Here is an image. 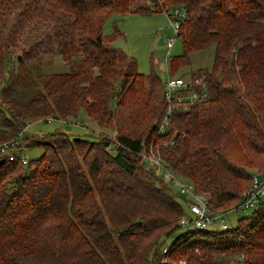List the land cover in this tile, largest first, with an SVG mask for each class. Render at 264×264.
<instances>
[{
	"label": "trees",
	"instance_id": "1",
	"mask_svg": "<svg viewBox=\"0 0 264 264\" xmlns=\"http://www.w3.org/2000/svg\"><path fill=\"white\" fill-rule=\"evenodd\" d=\"M178 5L184 51L170 73L212 47V66L197 70L209 97L175 111L159 136L163 83L102 26ZM47 54L68 69L34 70ZM80 109L113 135L55 130L25 145L27 125ZM19 136L43 151L26 165L0 160V264H264V203L228 230L175 235L186 197L138 154L159 153L212 212L238 203L264 161V0H0V143Z\"/></svg>",
	"mask_w": 264,
	"mask_h": 264
},
{
	"label": "rangeland",
	"instance_id": "2",
	"mask_svg": "<svg viewBox=\"0 0 264 264\" xmlns=\"http://www.w3.org/2000/svg\"><path fill=\"white\" fill-rule=\"evenodd\" d=\"M161 12V13H159ZM167 20L163 11H159L158 8L154 9L152 13L140 14V13H119L112 14L105 18L102 26L103 35L107 37H113L111 45L114 48L121 49L128 56L133 57L138 65V71L144 74H149L150 71H154L158 78L163 83L164 78V65L161 58L166 52L165 42L163 41L160 33L163 30H167ZM164 27L163 30L159 29ZM115 34V35H114ZM182 39L179 37L175 40L173 47L171 48V54L173 57H179L182 55ZM189 61L187 64L182 63L178 67V71L175 74H190L198 73L197 70H208L212 66L213 48L194 50L188 54ZM34 70L41 72H62L68 69L65 61L59 56L46 55L36 60L33 63ZM55 130L65 131L69 136H82L89 140H97L99 137L113 135L112 129L104 126L97 125L94 121H91L85 111L80 109V114L77 119L67 118L65 120L50 119L48 122L36 120L33 123L26 126L25 131V145L31 144V140L40 139L45 140L49 136V132ZM43 148L41 146L26 147L25 156L28 160H34L42 153ZM252 175L264 174V161L258 164V166L250 169ZM163 177V175H161ZM185 214H189L187 206L182 204ZM254 212V209L248 208L246 211H242L238 214L229 213L227 217L226 225L228 229L236 227L237 221L244 217L249 216ZM241 220V219H240ZM222 231L221 226L213 224L206 229H213ZM185 232V228L180 227L175 231V235H179ZM173 237V236H172ZM172 237H169L166 244H169ZM233 258V257H232Z\"/></svg>",
	"mask_w": 264,
	"mask_h": 264
},
{
	"label": "built area",
	"instance_id": "3",
	"mask_svg": "<svg viewBox=\"0 0 264 264\" xmlns=\"http://www.w3.org/2000/svg\"><path fill=\"white\" fill-rule=\"evenodd\" d=\"M167 20V30L164 27L160 35L165 42L166 52L161 58L164 65L163 80V100L166 111L158 125L157 134L162 136L171 128L172 114L175 111H187L196 102H202L208 99L209 92L207 81L203 74H171L169 61L172 58L171 48L175 40L179 37L178 31L181 23L188 16L187 8L183 5L172 6L163 10ZM170 144L173 140L169 141ZM26 147L18 138H11L0 143V160L13 161L19 159L24 165L28 163L25 156ZM141 160L160 171L164 182L175 188L182 196L186 197V206L189 214H184L180 219V226L186 231H199L210 227L213 224L221 226L222 230H228L226 225L229 213H240L248 208L256 210L264 203V174L251 175L249 185L242 191L238 203L224 211H210L208 208L209 196L202 191H197L191 181L181 178L170 167H166L165 161L150 147L138 151ZM164 248L163 251H165ZM177 264H188L186 261H179Z\"/></svg>",
	"mask_w": 264,
	"mask_h": 264
}]
</instances>
